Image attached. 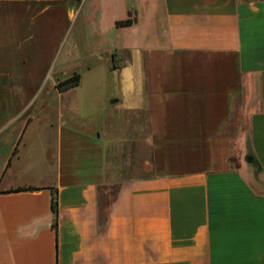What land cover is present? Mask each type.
<instances>
[{
    "label": "crops",
    "instance_id": "1",
    "mask_svg": "<svg viewBox=\"0 0 264 264\" xmlns=\"http://www.w3.org/2000/svg\"><path fill=\"white\" fill-rule=\"evenodd\" d=\"M0 264H264V0H0Z\"/></svg>",
    "mask_w": 264,
    "mask_h": 264
},
{
    "label": "trees",
    "instance_id": "2",
    "mask_svg": "<svg viewBox=\"0 0 264 264\" xmlns=\"http://www.w3.org/2000/svg\"><path fill=\"white\" fill-rule=\"evenodd\" d=\"M124 24H129V21H127ZM79 80H80L79 74L75 73L74 75H72L68 79L58 82L56 86H57V89L59 91L67 90L69 88H72V87L78 85ZM27 189H30V187H28V188L22 187V188H18L16 190H27ZM52 211L55 215L57 214V194H56V191L53 192V196H52Z\"/></svg>",
    "mask_w": 264,
    "mask_h": 264
},
{
    "label": "rangeland",
    "instance_id": "3",
    "mask_svg": "<svg viewBox=\"0 0 264 264\" xmlns=\"http://www.w3.org/2000/svg\"><path fill=\"white\" fill-rule=\"evenodd\" d=\"M232 166H235L234 160L232 159ZM135 170L136 169H141V165L135 164L133 165ZM117 184L114 183L109 186H104L102 190H100V201L102 202L103 205L107 204L108 202H111V200L114 198L116 192H117Z\"/></svg>",
    "mask_w": 264,
    "mask_h": 264
},
{
    "label": "water",
    "instance_id": "4",
    "mask_svg": "<svg viewBox=\"0 0 264 264\" xmlns=\"http://www.w3.org/2000/svg\"><path fill=\"white\" fill-rule=\"evenodd\" d=\"M251 161H252V159L249 157V158H248V162H251Z\"/></svg>",
    "mask_w": 264,
    "mask_h": 264
}]
</instances>
